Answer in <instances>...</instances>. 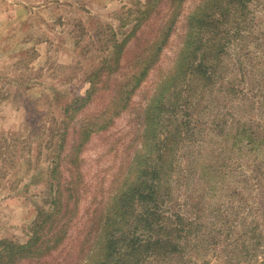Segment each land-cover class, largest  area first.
Instances as JSON below:
<instances>
[{"label": "rangeland", "instance_id": "obj_1", "mask_svg": "<svg viewBox=\"0 0 264 264\" xmlns=\"http://www.w3.org/2000/svg\"><path fill=\"white\" fill-rule=\"evenodd\" d=\"M200 1L0 0V240L39 238L0 264H74L145 164L155 170L145 177L155 200L135 203L124 237L185 242V262L173 253L163 264H264V147L260 161L228 147L239 63L256 62L248 35L228 37L242 27L264 33V0L245 5L248 20L234 14L197 30L226 43L224 78L211 85L194 73L165 84ZM205 58L214 59L206 48ZM245 72L261 101L254 123L264 127V69ZM147 204L159 218L133 219Z\"/></svg>", "mask_w": 264, "mask_h": 264}, {"label": "trees", "instance_id": "obj_2", "mask_svg": "<svg viewBox=\"0 0 264 264\" xmlns=\"http://www.w3.org/2000/svg\"><path fill=\"white\" fill-rule=\"evenodd\" d=\"M254 1L255 0H201L198 12L192 13L189 16L188 28H190V33L188 35V39L186 40L184 49L178 58V62L174 65L173 73L166 80L165 84L174 78L181 77L183 79L188 74L192 75L194 73L198 74L211 85H215L220 78H224L222 70L220 73L219 65L222 60L221 57L224 56V54L227 55L228 53L226 43L216 44V39H206L203 41L202 38L196 37V32L198 29L202 30V28H209L212 30L214 27L218 26V22H229L230 15L234 14H238L240 17H243L242 22L248 20L250 18L249 16H252L253 10H249V7H245V5ZM238 2L243 5L241 6L243 11L234 7V4ZM258 2H261V0ZM236 24H238V22ZM234 26L236 25L234 24ZM227 30L229 29L226 28L225 33H227ZM241 31L245 33L240 35ZM234 32L235 35L229 36L228 38L237 40L242 36V38L247 35L249 36V40H251L249 44L255 45L253 47L255 51H246V56L249 57V61L255 60L256 64L252 63V65L246 67L243 62L239 63V68H241L240 85L242 84V86L237 90V94L234 95L232 101L233 117L231 118L232 121L229 122L231 124V132L228 138L230 142L228 147L231 150L235 149L239 152L240 158L244 157L245 153H251L252 155H255L257 160L260 161L258 148L264 147V138H261L258 135H264V127L260 122L254 123V119H256L257 115L260 114L258 105L261 104V101L257 94H252L251 90L244 86V84L247 82L246 77L248 78L245 71H248L250 67L261 65L264 69V33H256L255 30L244 27L237 28ZM226 38L227 37H224V39ZM204 47L208 49V52L214 54L213 61L206 60V58L204 59ZM202 48V56L198 59V54ZM224 60L225 57L223 59V63ZM238 60L239 58H237V61ZM222 69H224V65ZM221 85L223 86V84ZM173 86L177 87L178 84H173ZM169 87L170 85H165L161 94H164L165 89ZM227 92L233 94L236 92V89H230ZM159 101H161V99H159ZM246 106L251 108L250 112L252 114L246 115L244 113L246 112L244 109ZM244 114L247 117H250V119L244 118ZM234 115L242 116L234 117ZM245 125L247 128H245ZM144 156L145 154H142L140 157L143 158ZM262 160L264 161V158ZM152 172H155V170H153L150 166H146V164L143 166L142 173L138 178V181L134 184L136 186L127 190L126 194L123 193L122 196L117 197V200L122 199L123 203L118 206V204L114 202L109 218H106V223H104L101 229L102 233L100 237L93 242L92 247L87 251V253L75 261L74 264H163L162 262L164 260L172 259L171 255L173 253L180 255L177 257V259L181 260L180 262H185V257L180 251L184 248L185 242H183L184 244H181L180 240L174 241L169 238L156 236L147 237V239L136 235H131V238L124 237L123 228L130 224L129 220L131 219V213L135 203L150 204L155 200V186L154 188L148 190V180L145 178H148ZM203 178L206 182H208L211 176L207 174L204 175ZM148 204L144 205L145 211L138 212V214L134 215L133 219L149 223L151 221V217H153L152 220L159 218L157 212L153 210L155 207ZM114 209L116 211L113 213ZM191 225H194V222H191ZM153 226L154 223L150 225V228L153 229ZM185 228L181 227V232H186ZM54 238H56L54 235L50 237V240L47 241V245H49L52 241L56 244L59 238ZM38 239V236L34 234L33 240L25 245L12 243L8 245L7 240H0V261H5V258H12L27 252L34 247V244L38 241ZM186 242L191 243V240L187 239ZM118 243L121 244V247H117ZM149 251H151L149 255H144V252ZM159 251L163 252L162 257H160L161 253H159Z\"/></svg>", "mask_w": 264, "mask_h": 264}]
</instances>
